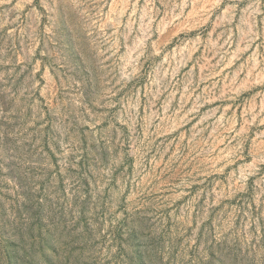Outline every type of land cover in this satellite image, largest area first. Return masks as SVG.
Instances as JSON below:
<instances>
[{"label": "rangeland", "instance_id": "obj_1", "mask_svg": "<svg viewBox=\"0 0 264 264\" xmlns=\"http://www.w3.org/2000/svg\"><path fill=\"white\" fill-rule=\"evenodd\" d=\"M0 264H264V0H0Z\"/></svg>", "mask_w": 264, "mask_h": 264}]
</instances>
